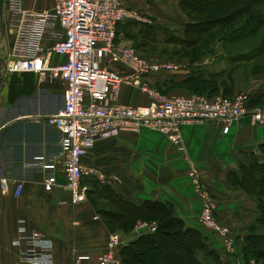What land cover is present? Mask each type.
I'll use <instances>...</instances> for the list:
<instances>
[{
  "label": "crops",
  "instance_id": "obj_1",
  "mask_svg": "<svg viewBox=\"0 0 264 264\" xmlns=\"http://www.w3.org/2000/svg\"><path fill=\"white\" fill-rule=\"evenodd\" d=\"M22 1L25 8L34 6L38 10H48L54 5L53 0ZM137 2L143 3L142 0H123L126 6L144 9L152 23H122L118 26L117 39L121 45L137 47L150 60L170 61L180 66L178 71L150 78L159 90L170 94L205 91L210 95L226 91L237 95L244 90L251 92L252 98L264 91V73L249 75L248 80L245 74L234 73L228 81L230 68L223 50L224 39L215 40L209 46H202L201 41L195 45L184 43L190 18L181 7V0L177 4L147 1L145 6ZM10 36L11 46L4 49ZM13 41L9 32L4 36L0 32V61L10 52ZM63 60V56L53 55L54 62ZM0 76V176L10 180L8 193L0 189V264H26L16 245L22 228L28 233L43 231L52 239L54 264H72L74 247L92 256L90 261L81 264H96L97 255L105 250L111 234L117 231L111 229L100 213L102 208L97 205L100 198L92 191L101 185L94 179H88L91 189L87 199L72 204L59 153L60 135L47 123L48 117L64 103L63 81H42L33 72L6 71L2 66ZM26 76L30 78L31 92L10 101L11 80L18 84ZM210 83H213L211 87ZM120 101L144 105L150 99L133 87L123 86ZM250 103L253 105V101ZM255 108L249 107V110L252 112ZM223 127L220 120L185 124L182 136L186 154L163 133L144 128L140 132L124 131L98 139L83 160L119 178V183L109 187L122 199L137 205L144 201L167 203L173 217L180 219L185 228L199 230L203 237L199 222L201 201L190 175L191 165H194L217 201L218 217L236 235L238 255L241 238L256 225L260 209L257 199L236 186L229 175L249 164L253 154H259V147L264 143V123L247 115L234 120L227 133L223 132ZM36 155L56 161L57 168L43 169L44 161L36 160ZM52 175L59 186L47 191L44 182ZM19 181L23 189L15 195ZM141 233L134 230L127 243ZM214 240L220 255L228 261L230 254Z\"/></svg>",
  "mask_w": 264,
  "mask_h": 264
},
{
  "label": "built area",
  "instance_id": "obj_2",
  "mask_svg": "<svg viewBox=\"0 0 264 264\" xmlns=\"http://www.w3.org/2000/svg\"><path fill=\"white\" fill-rule=\"evenodd\" d=\"M48 10L34 6L25 8L22 0H5L4 21L6 31L14 37L7 71H29L42 81L61 79L64 83V103L47 123L60 135L62 170L66 186L71 192L72 204L87 199L90 191L88 179L99 185L110 186L120 179L104 170L88 165L84 157L98 139L116 136L121 132H140L144 127L161 131L178 149L186 154L182 136L185 124L220 120L223 132L231 123L247 115L264 123V106L249 110L251 92L238 95L209 96L204 93L170 94L159 90L150 78L180 66L170 61L150 60L130 45L118 42V26L128 22L152 23L140 8L126 6L123 0H53ZM53 55L64 57L54 62ZM3 60L0 61V65ZM4 63V62H3ZM123 86L133 87L147 95L148 104L130 105L120 101ZM44 161L43 169L55 170L56 161L45 155H36ZM190 175L200 201L199 222L202 228L218 240L224 251L236 253L237 239L231 229L218 217L216 201L191 165ZM47 191L59 186L55 176L44 182ZM0 189L10 191L8 177L0 176ZM23 189L19 181L14 194ZM154 232L157 223L143 222L136 228ZM16 241L20 258L26 264H54L53 241L43 231L26 232ZM129 235L111 234L105 250L96 257V264H126L119 249ZM25 243V245H24ZM72 264L90 261L92 256L72 250Z\"/></svg>",
  "mask_w": 264,
  "mask_h": 264
},
{
  "label": "trees",
  "instance_id": "obj_3",
  "mask_svg": "<svg viewBox=\"0 0 264 264\" xmlns=\"http://www.w3.org/2000/svg\"><path fill=\"white\" fill-rule=\"evenodd\" d=\"M259 1L263 0H183L181 7L191 19L186 27L187 39L184 43L195 45L200 41L202 42V36L206 34L205 32L218 24L211 25L215 19L204 17L207 13L227 11L223 18L228 23L237 20L253 7L258 6ZM242 3L245 5H241ZM193 14H197L199 18L194 19ZM260 23V21L249 18L245 26L250 25L249 28L252 32ZM220 38L228 42L237 39H228L230 37L224 36ZM210 44L206 45L209 46ZM29 83L30 78L27 76L18 84H15L14 79H12L10 82V101H13L17 95L31 92L32 88L29 89ZM229 178L236 186L241 187L257 199L259 209L263 213L262 217H259L258 223L264 224V143L259 147V154H253L250 163L242 165L239 172H231ZM120 198H118L119 202L113 201L114 199L110 200L115 206L121 208L120 212L105 208L100 209V213L113 231H116L115 227L118 225L123 233L130 236L140 221L157 222L155 232H142L138 237L120 247L119 254L126 264H207L210 262L207 258L209 256L213 257L216 264H229L223 262L219 257H215L212 253L205 255L206 247L200 231L194 228H185L180 219L172 216L167 203L144 201L141 205H137ZM257 228L260 227H251V229ZM263 228L264 225L261 229L264 230ZM259 230L258 234L255 233L249 239L251 238L250 240L256 246L254 247L256 249H252L253 254L263 258L264 234H260Z\"/></svg>",
  "mask_w": 264,
  "mask_h": 264
},
{
  "label": "rangeland",
  "instance_id": "obj_4",
  "mask_svg": "<svg viewBox=\"0 0 264 264\" xmlns=\"http://www.w3.org/2000/svg\"><path fill=\"white\" fill-rule=\"evenodd\" d=\"M142 1L143 3L142 2H137V3H139L140 6H145L148 2L158 3V2L168 1L170 3L175 2L176 4L178 2V0H142ZM182 1L183 0H181V2ZM241 5H245V4L242 3ZM142 10L144 11V9ZM255 10H257L258 12H256ZM226 13L227 11H215V12L207 13V15L204 16L207 18L209 17V18L215 19L213 24L211 25H214L217 23L218 24L214 26L213 28H210V30H208L207 32H205L207 36L202 39L201 44L202 45L210 44L214 42L215 40H218L219 37H223V36L227 38L230 37L228 39L237 38L233 42L222 41L223 50L226 52L225 56H227L226 62L228 63V66L230 68L227 74L228 81H230L231 75L234 73L245 74L247 76L245 80H248L249 75H254L256 73H264V0L259 1L258 6L253 7V9H251L249 12H246L245 14H243L240 18H238L235 21H230L227 23L225 19L223 18L224 15H226ZM192 16L194 17V19L199 18L197 14H193ZM249 18H253V20H257L261 22L260 25L257 26L252 32L250 31L251 29L249 28L250 25L245 26ZM11 41H12V38L10 36L6 40V47H4V49H7L9 48V46H11ZM2 60L4 63L2 62L0 66H2V68L6 70L8 59L4 57ZM1 84L2 82L0 83V85ZM226 84L227 82H224V85ZM211 85H213V83L209 84L210 87ZM196 92L208 94L205 91H196ZM244 92L246 91L240 90L238 94L244 93ZM219 95L233 96V94L230 91H226L223 94H219ZM213 96H218V95H213ZM252 101H253V105H251L252 103H250V106H249L250 108L264 106V91L259 93L256 96H253L251 102ZM144 129H148L150 131L157 132L160 134L162 133L161 131L150 128V127H144ZM92 192L94 193V195L96 194L100 198L98 199V202H97V205L99 206V208H102V209L105 208V209H109L112 211H118V212L121 211L120 207H117L115 206V204L110 202V200L112 199H114L113 201L115 202H119L118 198L121 197L111 187L104 186V185H101V187L96 186L94 188V191ZM216 206H217V201H216ZM262 215L263 213L260 210V216L262 217ZM141 222L142 223L146 222L150 224L151 222H156V221H141ZM261 223L262 222L258 223L257 221L256 225L254 226H258L260 228L249 229L247 234L243 238H241V244H240L241 246L239 247L240 248L239 254L237 255V252H236L235 254L231 255L232 257L228 255L229 256L228 261H226L224 257L220 255L218 249L216 248L217 244L214 238L210 235L208 231L202 228V230L204 231L203 232L204 234L203 239L205 241L204 245L206 247L205 255L206 253H212L215 257H219L223 262H228L229 264H264V257L260 258L259 255L256 256V254H253L252 249H256L254 248L256 246H254L252 240H250L251 238L249 239V237H252V235H255V233L258 232V229H260L259 230L260 234L262 235L264 234V230L261 229V227H263L264 224H261ZM226 225L231 229V227L228 224ZM116 226L117 227H115V230L117 232L122 233L123 235H126L125 233H123L121 229H119L118 225ZM136 228L137 226L133 229V231L134 230L137 231ZM150 233H153V232H150ZM207 258L210 260V262L207 264H216V262L213 260V257L209 256Z\"/></svg>",
  "mask_w": 264,
  "mask_h": 264
},
{
  "label": "water",
  "instance_id": "obj_5",
  "mask_svg": "<svg viewBox=\"0 0 264 264\" xmlns=\"http://www.w3.org/2000/svg\"><path fill=\"white\" fill-rule=\"evenodd\" d=\"M4 6H5V0H0V32L4 36L6 34V27H5V21H4ZM2 82V78L0 76V83ZM147 228H141L140 231H146Z\"/></svg>",
  "mask_w": 264,
  "mask_h": 264
}]
</instances>
